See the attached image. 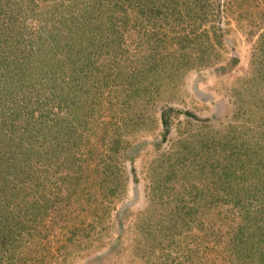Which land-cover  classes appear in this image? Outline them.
Instances as JSON below:
<instances>
[{
	"label": "rangeland",
	"instance_id": "1",
	"mask_svg": "<svg viewBox=\"0 0 264 264\" xmlns=\"http://www.w3.org/2000/svg\"><path fill=\"white\" fill-rule=\"evenodd\" d=\"M0 264H264V0H0Z\"/></svg>",
	"mask_w": 264,
	"mask_h": 264
}]
</instances>
